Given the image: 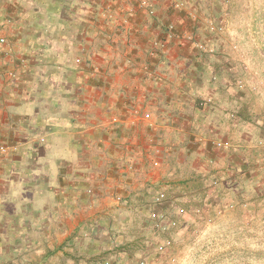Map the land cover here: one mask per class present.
Masks as SVG:
<instances>
[{
    "label": "crops",
    "instance_id": "crops-1",
    "mask_svg": "<svg viewBox=\"0 0 264 264\" xmlns=\"http://www.w3.org/2000/svg\"><path fill=\"white\" fill-rule=\"evenodd\" d=\"M226 8L0 0V264L85 262L161 191L184 216L251 186L253 126L217 81V34L203 35Z\"/></svg>",
    "mask_w": 264,
    "mask_h": 264
},
{
    "label": "rangeland",
    "instance_id": "rangeland-1",
    "mask_svg": "<svg viewBox=\"0 0 264 264\" xmlns=\"http://www.w3.org/2000/svg\"><path fill=\"white\" fill-rule=\"evenodd\" d=\"M217 21L203 35L217 34L221 69L217 81L221 84L226 80L223 96L235 99L230 107L253 126L250 155L257 171L251 186H259L264 182V154L258 157L261 144L255 130L264 134V0H227L226 11L218 14ZM240 180L234 184L235 195L226 192L229 200L213 204L215 213L199 209L178 217L175 210L184 207L182 200H166L162 209L169 211L175 222L172 231H153L154 224L148 218L149 202H145L136 211V226L125 228L126 224L125 234L117 233L120 237L116 242L133 244L132 250L117 252L119 245L113 243L75 264H92L94 257L102 253L109 264H130V258H134L132 264H264V200L254 191L258 187Z\"/></svg>",
    "mask_w": 264,
    "mask_h": 264
},
{
    "label": "built area",
    "instance_id": "built-area-1",
    "mask_svg": "<svg viewBox=\"0 0 264 264\" xmlns=\"http://www.w3.org/2000/svg\"><path fill=\"white\" fill-rule=\"evenodd\" d=\"M166 36L168 39H173L174 32L172 25L167 26ZM4 43H5L4 38H0V46L3 45ZM157 45L159 44L157 43ZM144 117L149 118L150 116L146 114L144 115ZM217 145L219 146L220 143ZM164 201H165V193L161 191L152 198L151 205L148 209V215H149L148 218L154 224L153 228H155V230H160L162 232L166 230L172 231L175 225V222L172 219H170L169 211H164L161 207ZM183 214H184L183 209H178L176 211V215L178 216H183ZM99 264H107V263L100 262Z\"/></svg>",
    "mask_w": 264,
    "mask_h": 264
},
{
    "label": "trees",
    "instance_id": "trees-1",
    "mask_svg": "<svg viewBox=\"0 0 264 264\" xmlns=\"http://www.w3.org/2000/svg\"><path fill=\"white\" fill-rule=\"evenodd\" d=\"M241 119H242V113L241 114H237ZM264 131V130H263ZM256 193H258V195H259V199H261V200H264V183L262 184V186L261 187H259L258 189H257V191H256ZM261 194V195H260ZM153 229V231H155V228H152ZM161 232V231H160ZM153 235H155V234H153ZM134 245L133 244H121V245H119V246H117L118 248L116 249V251L117 252H123V250H132L131 248L133 247ZM124 252H126V251H124ZM130 252V251H129ZM106 254H100V256H96V257H94L95 259H93V261H92V264H99L100 262H103V263H107V264H109L108 262V258H106ZM95 260V261H94ZM132 262L134 263V258L132 259V258H130V264H132ZM126 264V263H125ZM140 264H142V262L140 263Z\"/></svg>",
    "mask_w": 264,
    "mask_h": 264
}]
</instances>
